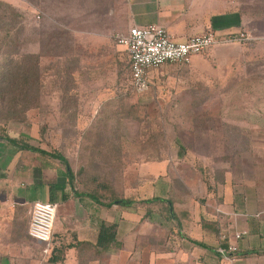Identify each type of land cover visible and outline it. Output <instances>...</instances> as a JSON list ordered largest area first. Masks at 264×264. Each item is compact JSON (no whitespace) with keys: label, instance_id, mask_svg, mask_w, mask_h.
<instances>
[{"label":"rangeland","instance_id":"1","mask_svg":"<svg viewBox=\"0 0 264 264\" xmlns=\"http://www.w3.org/2000/svg\"><path fill=\"white\" fill-rule=\"evenodd\" d=\"M233 2L249 40L215 46L196 65L163 66L140 94L131 89L129 55L115 49L124 21L107 46L93 36L109 21L101 0H0V73L18 63L24 82L30 59L39 62L40 78L18 104L15 93L26 91L6 85L0 129L66 157L79 193L142 201L170 181L163 199L215 220L226 174L233 185L264 181V0ZM69 205L60 206L58 225ZM134 208H123V216L149 210L146 218H156L158 237L147 246L181 245L183 228L168 218L167 203Z\"/></svg>","mask_w":264,"mask_h":264},{"label":"crops","instance_id":"2","mask_svg":"<svg viewBox=\"0 0 264 264\" xmlns=\"http://www.w3.org/2000/svg\"><path fill=\"white\" fill-rule=\"evenodd\" d=\"M101 1L109 21L98 27L103 33L93 36L104 46L111 44L109 38L116 30L114 26L123 21L119 36L127 35L136 26L157 24L177 42L215 31L222 40L216 46L237 44L223 40L229 34L244 30L243 16L235 11L233 0ZM115 49L128 54L123 46ZM193 60L195 65L200 63L198 57ZM155 71L148 72L150 83L158 78ZM58 163L0 141V264H264V181L249 179L252 181L233 185L226 174V198L215 209L212 215L215 220L204 222L201 216H190L191 211L185 209L180 246L159 247L150 243L147 246L149 240L155 241L158 237L151 226L156 218H146L149 215L146 211L139 216L138 213L123 216V207L119 205L107 208L91 198L77 196L68 181L66 168ZM162 183L156 185L162 189V194H157L161 199L171 182ZM36 201L57 203L58 211L60 206L70 204L59 225L57 215L48 256L44 255L45 248L28 234L30 212ZM135 205L125 209L135 210ZM105 225L115 227V232H111L114 241L102 249L98 242ZM239 232L247 235L236 241L235 235ZM34 243L42 253L31 246ZM230 245H238L239 252L228 253ZM55 250L56 255L51 259ZM42 254L48 260L43 261ZM126 256L129 258L125 261Z\"/></svg>","mask_w":264,"mask_h":264},{"label":"built area","instance_id":"3","mask_svg":"<svg viewBox=\"0 0 264 264\" xmlns=\"http://www.w3.org/2000/svg\"><path fill=\"white\" fill-rule=\"evenodd\" d=\"M117 40L120 46L126 48L129 55L133 91L142 94L150 89L148 78L150 70H157L166 64L189 65L195 57L208 54L221 39L217 37L215 31H208L185 42H177L163 27L151 24L133 27L127 35L118 36ZM247 40L248 36L238 33L230 34L223 41L236 43ZM57 214V203L43 201H36L30 212L29 237L44 245L45 256L50 254ZM245 235L247 232L236 233V241L242 240ZM238 252V245L229 246L228 253Z\"/></svg>","mask_w":264,"mask_h":264},{"label":"trees","instance_id":"4","mask_svg":"<svg viewBox=\"0 0 264 264\" xmlns=\"http://www.w3.org/2000/svg\"><path fill=\"white\" fill-rule=\"evenodd\" d=\"M10 33L11 32H8V35H10ZM232 34H234V33H232ZM216 35H217V37L220 36V34H218L217 32H216ZM27 60H30V59H27ZM27 60L25 61V66H29L28 68L30 70H28L27 73L24 75V82H22V80H23L22 74H24V73H22V66H19L18 63H16L17 69H15V68L11 69V66H10V68L7 69L6 72L3 71L0 73V101L6 103L7 96H8L9 90H10L6 85L11 86L12 88L16 87L18 92H22L19 89L20 87H22L23 91L24 90L26 91L24 93H15L16 94V96L14 98L15 104H18L20 102L19 96H21V97L24 96L21 101H23V100L26 101L28 96L32 95L30 90L28 91V89H30L33 85L36 88L38 87L40 78L39 79H38V77L35 78L34 74H36L35 72L38 71V69H39V62H37L38 60H36L35 62H37V63L32 64L31 61H27ZM13 61L14 60L12 58H10L9 65H11L12 63H15ZM9 65H8V67H9ZM2 69H5V66ZM30 73L32 74L31 77H30ZM130 75H131V73H130ZM130 84H131V81H130ZM131 87H132V85H131ZM131 89L133 92V88H131ZM35 91H36V89L33 92H35ZM11 92H13V90ZM0 141H7L8 143L19 147V149L21 151H31V152L39 153L42 156L49 157L53 161H58L60 164H62L63 167L66 168L68 181H69L70 185L72 186L73 190H76L75 186H74L75 179H76L75 173L73 172V170H72L68 160L66 159V157H64L61 153H59V152H53V153L47 152L43 149L34 147V146H32L26 142H22V140L20 138L11 137V135L7 131L4 134V130H1V129H0ZM76 192H77V190H76ZM77 196L91 198L92 200L104 205L107 208H110L113 205H119L123 208H130L137 203H142L144 205H152V204H155L157 202H159L160 204L167 203L168 207H169L168 208V211H169L168 212L169 213L168 218L170 220H174V221L178 222L180 227H181V222L183 221L182 219L184 217H186V215H185L186 211L184 209L178 210L176 207H174V205L171 201H167L165 199H161L158 197H155L152 199H147V200H142V201L141 200H135V199H132L129 197L122 198V199H114V198L111 199V198H109V200H108V199H106L108 197V191H105V194L104 193L98 194L97 192H94V191H90V192H86V193L77 192ZM104 198H105V200H104ZM53 200H54V198L52 197L51 201H53ZM138 201H140V202H138ZM149 212L150 211L148 210L147 213H149ZM111 232H115L114 226L108 227L105 225L103 227V229L100 233L99 242H98L99 243L98 246H100L102 249L109 247V245H111L113 243L114 238H113V234H111ZM56 251L57 250L54 251V254L51 257V259H54L55 255H56ZM61 258L62 257L60 256L59 259H61Z\"/></svg>","mask_w":264,"mask_h":264}]
</instances>
